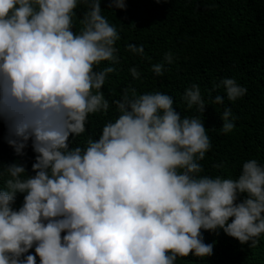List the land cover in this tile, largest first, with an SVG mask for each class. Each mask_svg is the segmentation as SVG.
Here are the masks:
<instances>
[{
	"label": "clouds",
	"instance_id": "obj_1",
	"mask_svg": "<svg viewBox=\"0 0 264 264\" xmlns=\"http://www.w3.org/2000/svg\"><path fill=\"white\" fill-rule=\"evenodd\" d=\"M78 5L86 10L74 31ZM119 39L101 0H0V121L17 156L29 144L36 154L32 174L18 161L0 168V264H176L213 254L204 231L250 247L264 234V164L246 160L236 178L201 175L211 147L204 122L182 117L169 94H138L130 84L98 138L70 147L89 115L111 106L102 88L120 62ZM126 47L144 57L143 45ZM173 61L165 53L151 71L163 75ZM129 71L140 79L137 67ZM221 87L233 102L247 92L224 78L210 96ZM182 98L205 113L199 85ZM220 118L221 131L231 132V108Z\"/></svg>",
	"mask_w": 264,
	"mask_h": 264
},
{
	"label": "trees",
	"instance_id": "obj_2",
	"mask_svg": "<svg viewBox=\"0 0 264 264\" xmlns=\"http://www.w3.org/2000/svg\"><path fill=\"white\" fill-rule=\"evenodd\" d=\"M110 2L101 0L102 14L120 35L116 43L120 62L102 88L111 106L106 114H90L86 131L75 140L70 138V147L84 146L89 137L98 138L105 123L119 115L112 102L131 84L138 94H169L182 117L201 118L211 143L200 161L201 175L236 178L246 160L264 164V0H125V9L109 7ZM85 10L83 5L74 10V31L81 27ZM129 43L143 45L144 57L128 51ZM168 52L174 61L158 76L151 65L162 62ZM108 64L103 62L100 67ZM131 67L140 71L139 80L132 77ZM224 78H234L247 88L246 94L229 101L221 87L210 96L209 90ZM193 84L200 86L208 103L205 113L195 107L188 109L183 101L185 90ZM217 94L224 96V103L213 105L210 100ZM225 107L231 108L235 117L234 128L227 134L221 131L220 118ZM5 134L0 121V168L18 161L32 174L36 154L31 145L24 156H17ZM3 183L0 177V187ZM22 203L23 194L18 193L14 207ZM203 235L205 243L214 245L213 254L204 258L189 254L178 257L176 264H264V234L255 247H250V242L241 244L223 230L204 231ZM30 252L34 254L35 249Z\"/></svg>",
	"mask_w": 264,
	"mask_h": 264
}]
</instances>
